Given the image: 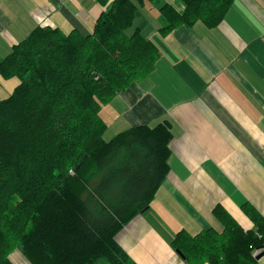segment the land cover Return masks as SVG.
I'll use <instances>...</instances> for the list:
<instances>
[{"label":"trees","instance_id":"16d2710c","mask_svg":"<svg viewBox=\"0 0 264 264\" xmlns=\"http://www.w3.org/2000/svg\"><path fill=\"white\" fill-rule=\"evenodd\" d=\"M97 0L106 8L92 32L37 27L0 61V77L17 78L0 99V264H135L118 233L148 206L166 178L172 125L136 126L105 141L103 106L153 70L157 47L139 28L145 2ZM164 4L160 32L202 21L218 27L235 0ZM243 212L245 231L222 206V231L179 232L171 245L187 264H257L264 216Z\"/></svg>","mask_w":264,"mask_h":264},{"label":"crops","instance_id":"0c3cea01","mask_svg":"<svg viewBox=\"0 0 264 264\" xmlns=\"http://www.w3.org/2000/svg\"><path fill=\"white\" fill-rule=\"evenodd\" d=\"M153 4L148 14L154 21L134 23L131 32L139 28L159 55L152 71L115 98L119 114L113 122L124 132L169 121V171L117 241L135 264H187L172 241L181 231H222L217 206L245 231L255 226L244 205L264 216V0H235L218 27L199 21L167 36L160 32L165 21L159 8L184 6L178 0ZM105 10L97 0H0V31L17 28L12 47L37 27L86 35ZM19 84L0 77V99ZM103 118L109 127L111 120ZM261 255L257 264H264V249Z\"/></svg>","mask_w":264,"mask_h":264},{"label":"rangeland","instance_id":"374dc122","mask_svg":"<svg viewBox=\"0 0 264 264\" xmlns=\"http://www.w3.org/2000/svg\"><path fill=\"white\" fill-rule=\"evenodd\" d=\"M146 3H147L146 4L147 7H145L144 9L140 8V13H139L140 19L138 16L137 19L135 20V25H137V26H138V24H140L142 22H148L150 20L154 21V17L152 15L149 16L148 11L151 9V7H154L155 4H153L151 6L149 4H152V3H148V2H146ZM141 12L143 14L142 16H141ZM15 15L18 16V13H15ZM144 16L149 17L148 20H146ZM3 30H5V31H3ZM2 32L4 33L3 36H1ZM16 33H17V28L15 26L1 29V31H0V39L2 40V41H0V49H1L0 56H1V58H3L6 54H8L12 51L13 47L11 46V42H15L16 39H10V38L12 36H15ZM147 36H148V32H147ZM9 90H11V88L8 86V91H6V92H11ZM4 92H5V90L0 88V97L3 95ZM6 94H10V93H6ZM6 96H8V95H6ZM103 109H105L104 114H103ZM117 114H119V105L117 104V102L114 98L112 101H110L108 104H106L102 108V111H101L102 117H103V115H105V116H107V118H109V120H111V121H109L110 126L107 128L106 132L104 133L105 141H110L117 134H119V132H121V131H119V121L113 122V120H115ZM11 259L15 264H29L26 261V259L22 256V254L19 250H17L13 255H11ZM100 264H105V263L101 262Z\"/></svg>","mask_w":264,"mask_h":264},{"label":"bare ground","instance_id":"6f19581e","mask_svg":"<svg viewBox=\"0 0 264 264\" xmlns=\"http://www.w3.org/2000/svg\"><path fill=\"white\" fill-rule=\"evenodd\" d=\"M258 250H261V252H260L259 254H257L256 256L254 255L256 258H257L259 255H261L262 252H263V249H258ZM258 250H256V251H258ZM175 251H176V250H175ZM256 251H255V252H256Z\"/></svg>","mask_w":264,"mask_h":264},{"label":"built area","instance_id":"2783aa9c","mask_svg":"<svg viewBox=\"0 0 264 264\" xmlns=\"http://www.w3.org/2000/svg\"><path fill=\"white\" fill-rule=\"evenodd\" d=\"M260 252H261V250H258V251L255 252L254 255L256 256V255L259 254Z\"/></svg>","mask_w":264,"mask_h":264},{"label":"water","instance_id":"95a60500","mask_svg":"<svg viewBox=\"0 0 264 264\" xmlns=\"http://www.w3.org/2000/svg\"><path fill=\"white\" fill-rule=\"evenodd\" d=\"M262 257V255H259L258 257H257V259H260Z\"/></svg>","mask_w":264,"mask_h":264}]
</instances>
